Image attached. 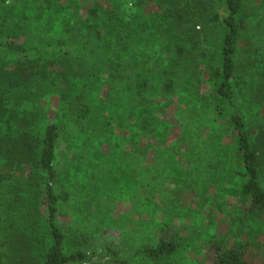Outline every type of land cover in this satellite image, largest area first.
Masks as SVG:
<instances>
[{"label": "trees", "instance_id": "obj_1", "mask_svg": "<svg viewBox=\"0 0 264 264\" xmlns=\"http://www.w3.org/2000/svg\"><path fill=\"white\" fill-rule=\"evenodd\" d=\"M145 1L155 4L144 9L148 37L166 42L169 59L155 76L148 75L153 66L132 56L137 36L120 0H0V264L7 249L21 262H80L89 255L86 246L117 229L136 256L145 253L146 264H174L187 245L178 233L163 232L185 213L201 216L206 200L228 216L225 234L213 244L215 263L256 264L246 255L245 226L264 213V129L252 138L235 99L245 90V99L264 107V58L257 65L253 37L241 41L245 0H137L140 10ZM197 53L208 93L187 75ZM178 89L185 108L173 142L170 124L157 112L171 105ZM54 96L51 118L43 101ZM218 117L236 132L231 146L217 143L221 135L202 136ZM109 135L112 145L104 142ZM145 135L155 143L143 145ZM61 144L68 167L59 182ZM193 155L202 164L191 168L186 160L194 163ZM172 185L199 192L200 205H184ZM119 199L129 208L118 218ZM34 209L47 223L41 237L27 232L24 216ZM63 212L71 232L59 221Z\"/></svg>", "mask_w": 264, "mask_h": 264}, {"label": "rangeland", "instance_id": "obj_2", "mask_svg": "<svg viewBox=\"0 0 264 264\" xmlns=\"http://www.w3.org/2000/svg\"><path fill=\"white\" fill-rule=\"evenodd\" d=\"M14 1L17 0H5L6 5H12ZM122 1V8L124 11L125 21L127 25L130 26V30L134 33L137 38L135 39L134 52L132 54L135 60L138 62L147 63L148 66H153V71L148 75H159L161 74L169 65L168 53L164 48L166 42L162 40L159 36L154 35L153 38L148 37V28L144 24L148 20V15L145 14V10L150 12L154 10L155 4L150 1H145L143 7L140 10V5L137 6V0H120ZM84 3L82 2L81 10ZM80 10V11H81ZM241 21V41L242 44L249 41L253 37L255 39V49L257 53L253 54L255 58L258 59L257 65L262 64V59L264 58V0H245L243 10L239 17ZM144 21V22H143ZM140 23L142 25H140ZM205 49V47H204ZM204 51L208 54H211L213 51L211 47H207ZM198 61H197V58ZM201 60V56H193L190 62H193V69L188 72L187 75L194 76L196 82L200 86V91L204 93L209 92V82H206L207 72H200L197 64ZM255 76V75H254ZM181 81L184 79V74L180 75ZM254 78V77H253ZM180 81V82H181ZM107 86V85H106ZM244 88L245 84L243 85ZM237 94L236 102L238 105V112L245 116L247 126L251 129V136L255 138L256 135H259V132L264 129V107H259L255 102L244 98V94ZM25 89L21 93L24 94ZM107 89L105 88L104 94H102L100 101H105L104 98ZM180 89H178L175 94L172 96L173 102L168 108L162 109L157 112L161 116V121L170 124V130L172 131L170 141L176 142L179 141L180 128L177 127L174 131L173 127L177 124L178 118L185 105L182 104L179 97ZM45 108V115L53 118L54 113L58 107L57 97H50L48 100L43 101ZM101 108V115L105 117L109 116V109L106 107V104L99 103ZM105 117H100L99 120H103ZM161 123V122H160ZM229 127L228 120L225 117H218L215 122L207 124L202 131L203 138L214 137L221 135L219 140L216 139L217 143H220V146H231L233 144V139L236 132L232 129H227ZM114 131L121 132L119 128H115ZM127 131V130H122ZM176 132V133H175ZM178 133V134H177ZM112 135H109L104 142L112 145L113 141ZM148 141L155 143L152 136L145 135L142 138V144L145 145ZM213 141V140H212ZM168 145V144H167ZM64 145H59L57 148V158L55 161V168L58 172V181L62 182V177L65 170L68 167V162L66 160V155L64 154L63 149ZM107 146L104 150L106 151ZM183 149L187 151V147L183 146ZM66 152V150H65ZM112 151H108L111 153ZM148 154L152 157L153 152L150 151ZM194 156V155H193ZM181 158V157H180ZM195 162L191 163L186 160V164H191V168L199 166L202 164L201 160L194 156ZM183 159V158H182ZM262 184L264 186V166L262 167ZM237 189V188H235ZM171 190L175 192L176 195L181 197L183 204L188 205L189 207L196 208L200 205L199 195L200 193L194 190L183 189L181 186H171ZM233 190V189H232ZM213 193V188L210 189ZM231 191V190H230ZM228 201L238 202V197L228 195L225 197ZM203 212L201 216H196L195 218L190 214L185 213L183 216L176 217L175 221L172 224V228L167 227L164 230L163 234H167V237H172V235H178L182 238V243L187 245V248H182V252L177 253V257L172 258L174 264H216L214 261L215 256V246L213 245L217 238L220 235L225 234L227 230L226 221L228 216L221 214L214 205L213 201L203 202ZM118 209L115 211V216L118 218L121 214H125L129 208L128 202H123V200L117 201ZM34 207V205H32ZM188 207V208H189ZM233 209V207L231 206ZM24 219L27 223V232L29 236H43V232L47 229V223L39 215V213L34 209L29 212L31 216L25 213ZM45 216V215H44ZM59 221L63 228H66L70 231L69 223L71 222L69 214L63 212ZM250 226H245L247 235H250V246L247 250V258L256 264H264V213L258 216L248 218ZM191 224H193V229H191ZM194 231H197L200 235L192 234ZM71 232V231H70ZM202 232V233H201ZM42 234V235H41ZM196 235V236H195ZM245 235V239L248 236ZM119 233V230L111 231L106 234V237L99 240L96 239L92 245L86 246V258L80 262H73L70 264H146V260L143 259L142 253L140 256L136 252V249L125 242V236L122 239ZM69 238V237H68ZM70 239V238H69ZM68 246L72 248L74 246L71 240L67 241ZM185 245H183L184 247ZM84 249V248H81ZM8 253L4 255L2 259V264H34L33 258L31 260H25L21 262L20 258H17L14 255H18V252H12L6 250ZM14 258L19 259L15 261ZM14 260V262H13Z\"/></svg>", "mask_w": 264, "mask_h": 264}]
</instances>
